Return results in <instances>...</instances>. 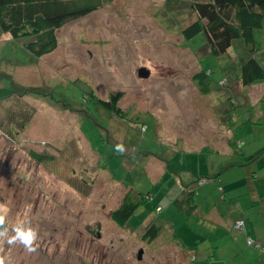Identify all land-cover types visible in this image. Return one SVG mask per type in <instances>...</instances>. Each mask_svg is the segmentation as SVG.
I'll return each mask as SVG.
<instances>
[{
  "label": "rangeland",
  "instance_id": "374dc122",
  "mask_svg": "<svg viewBox=\"0 0 264 264\" xmlns=\"http://www.w3.org/2000/svg\"><path fill=\"white\" fill-rule=\"evenodd\" d=\"M197 19L192 0H115L63 26L42 57L0 29V86L11 90L0 99V204L10 226L28 220L39 231L37 252L0 244V254L13 264H264V168L224 185L196 175L197 149L223 147L215 135L234 115L237 138L264 148V83L243 85L235 48L215 56L204 32L187 40ZM258 49L264 65L263 39ZM203 69L209 93L194 79ZM119 91L125 119L94 97ZM190 184L194 213L172 202ZM129 190L145 201L125 224L113 212ZM213 203L223 227L210 219ZM239 217L244 230L232 227ZM154 222L163 231L149 242Z\"/></svg>",
  "mask_w": 264,
  "mask_h": 264
},
{
  "label": "trees",
  "instance_id": "16d2710c",
  "mask_svg": "<svg viewBox=\"0 0 264 264\" xmlns=\"http://www.w3.org/2000/svg\"><path fill=\"white\" fill-rule=\"evenodd\" d=\"M113 1L115 0H0V29L16 40H23L28 50L35 56L42 57L59 47L58 32L63 26ZM192 6L198 19L184 29L185 38L191 40L204 32L210 45V53L215 56L229 53L237 41H243L250 52L242 51L246 54L240 60V80L246 87L263 84L264 65L256 56L259 47L255 43V34L264 24V0H192ZM209 75L207 69L195 75L194 79L203 93L211 91ZM10 95L11 90L0 86V99ZM123 96V91L113 93L110 99L94 95L102 107L125 119L130 113L119 105ZM243 145L244 142H238L240 148ZM263 153L264 148L251 159ZM35 156L41 161L49 158L38 153ZM144 201L145 197L140 198L129 190L113 212L115 220L128 224ZM159 210L164 212L163 208L158 207V213ZM239 220L246 223L245 219ZM162 231L163 225L154 222L146 228L143 239L152 242Z\"/></svg>",
  "mask_w": 264,
  "mask_h": 264
},
{
  "label": "crops",
  "instance_id": "0c3cea01",
  "mask_svg": "<svg viewBox=\"0 0 264 264\" xmlns=\"http://www.w3.org/2000/svg\"><path fill=\"white\" fill-rule=\"evenodd\" d=\"M257 31H264V24H263V27L258 29ZM257 31L255 34V43H256V46L259 47L260 46V39H263V43H264V35L260 34L261 38H259L257 36ZM238 47H241V50H243V52L246 51L249 53L250 50L248 49L247 45L243 41H237L236 42L235 47H234L235 49L234 48L233 49L236 51L237 58L239 60H242L243 57L241 54H243V52L242 51H241L242 53L239 52ZM244 91H248V90H244ZM232 92L234 94H237V95L239 94V92H237L235 90H232ZM261 96H262V99L264 100V92L261 93ZM247 98L245 99V103H248V104L254 103L251 100H248ZM232 100H234V98ZM233 118H236V115H234ZM233 118L230 121H227L226 123L225 122L222 123L221 134L218 136L215 135L217 138H219L218 140H221L219 143H223V147H218L217 145H212V142L210 143V141H208L206 139L207 141L204 142L202 147L197 149L198 153H199V151L201 153H200V157L198 158V162H197L196 175H201L202 180L205 179L206 176H208V178H209V180H211V182L214 179L215 181L218 180L219 184L224 185L225 180L226 181L228 180L229 182L234 181V179H235L234 173L239 171V169H243L242 171H244V169H245V171L248 172V174L250 176L249 181L252 182L253 180H255L254 176H256L255 174L259 171V169L261 171L262 168H264V156H263L264 153L261 155L263 157L258 158V160H256V161L254 159H251V157L254 154H256V152L259 149H261V148L263 149V147H260V146L257 147L254 145L252 147H250V145L248 146L247 143H244V145L241 148L238 146V142H242L239 138H237L238 128H235L236 124H238L239 122H238V120H233ZM255 120H257L256 117H255ZM245 146H246V148H245ZM202 155H204L205 160L203 158H201ZM193 173H194L193 167L190 170H186V171L184 170V172L181 175L182 184L192 182L195 178ZM233 177H234V179H233ZM216 178H217V180H216ZM201 179H199V182ZM261 179H263V178H261ZM191 184L188 187H185V189H188V191H183L181 194H179L180 196H177L178 195V192H177L178 187H176V189L174 190V193H176V192L177 193H176L175 198L172 199V202L175 204H179L183 208V210L185 207L189 206L190 209L194 210L193 211V213H194V212H196V210L198 209L199 206L195 202L197 192L191 188ZM181 196L186 197V199H181ZM253 196L255 198L258 197L257 194H253ZM233 199H235V198H233ZM263 204H264V200H263ZM216 206L217 205L216 204L214 205V203L211 206L213 214L211 215L210 219H213L216 223V226H218V228H220L221 226L222 227L225 226V223H226L225 219L226 218L224 216L225 214L221 213L220 208H216ZM250 206H252V205H249L248 208H250ZM234 211L236 212V209H234ZM239 219H244V218L239 217L237 220H239ZM237 220H234L233 222H231L233 224V226H232L233 228L235 227L234 225H235V222ZM228 228L230 229L229 226H228Z\"/></svg>",
  "mask_w": 264,
  "mask_h": 264
},
{
  "label": "clouds",
  "instance_id": "9594fccd",
  "mask_svg": "<svg viewBox=\"0 0 264 264\" xmlns=\"http://www.w3.org/2000/svg\"><path fill=\"white\" fill-rule=\"evenodd\" d=\"M114 150L122 155L128 152L123 143L115 145ZM8 216L7 206L0 204V244H7L9 247L19 244L28 254L37 252L39 248L38 229L33 227L28 220H22L10 226ZM0 264H13V262L8 256L0 254Z\"/></svg>",
  "mask_w": 264,
  "mask_h": 264
},
{
  "label": "water",
  "instance_id": "95a60500",
  "mask_svg": "<svg viewBox=\"0 0 264 264\" xmlns=\"http://www.w3.org/2000/svg\"><path fill=\"white\" fill-rule=\"evenodd\" d=\"M140 75L142 76V77H149L150 76V70H148V69H146V68H142V69H140ZM143 250H141L140 252H139V259L141 260L142 259V257H143Z\"/></svg>",
  "mask_w": 264,
  "mask_h": 264
},
{
  "label": "built area",
  "instance_id": "2783aa9c",
  "mask_svg": "<svg viewBox=\"0 0 264 264\" xmlns=\"http://www.w3.org/2000/svg\"><path fill=\"white\" fill-rule=\"evenodd\" d=\"M245 227H246V223H245L244 220H239V221H237V223H236V228H238L239 230H244ZM249 242H250L251 244L254 243V241H253L252 239H250Z\"/></svg>",
  "mask_w": 264,
  "mask_h": 264
},
{
  "label": "flooded vegetation",
  "instance_id": "af4514ba",
  "mask_svg": "<svg viewBox=\"0 0 264 264\" xmlns=\"http://www.w3.org/2000/svg\"><path fill=\"white\" fill-rule=\"evenodd\" d=\"M143 250V249H142Z\"/></svg>",
  "mask_w": 264,
  "mask_h": 264
}]
</instances>
